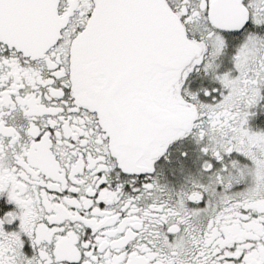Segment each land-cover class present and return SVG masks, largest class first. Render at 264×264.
<instances>
[{
	"label": "snow or ice",
	"instance_id": "snow-or-ice-1",
	"mask_svg": "<svg viewBox=\"0 0 264 264\" xmlns=\"http://www.w3.org/2000/svg\"><path fill=\"white\" fill-rule=\"evenodd\" d=\"M0 264H264V0H0Z\"/></svg>",
	"mask_w": 264,
	"mask_h": 264
}]
</instances>
